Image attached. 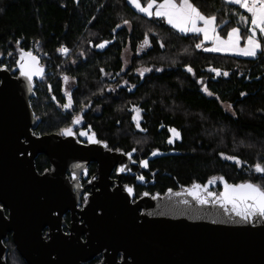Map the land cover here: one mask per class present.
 Segmentation results:
<instances>
[{
	"label": "trees",
	"instance_id": "1",
	"mask_svg": "<svg viewBox=\"0 0 264 264\" xmlns=\"http://www.w3.org/2000/svg\"><path fill=\"white\" fill-rule=\"evenodd\" d=\"M193 3L202 13L215 15L222 31L243 26L239 15L246 13L236 5L224 0ZM145 36L151 48L140 54ZM104 41L108 43L101 52L96 45ZM199 42L194 35L179 34L162 20L134 11L127 0H0L2 61L9 54L17 59L21 50L34 48L43 56L40 65L49 72L37 83L31 100L35 118L41 119L34 133H57L67 126V118L51 105L47 91H58L63 84L74 87L76 113L84 111L86 122L109 148L172 153L151 164L158 171L151 193L205 184L221 176L230 184L264 185V175L254 171L257 163L264 164V52L242 59L196 49ZM62 47L69 51L66 57ZM125 48L132 58L123 72ZM9 60L12 70L15 61ZM139 65L151 71L140 78L133 73ZM209 68L228 76H216ZM121 80L127 86L107 90ZM135 108L144 133L134 129ZM223 156L237 157L242 163L237 166ZM44 162L41 156L35 160L38 173ZM220 190L217 180L212 191ZM4 245L6 264H25L10 238Z\"/></svg>",
	"mask_w": 264,
	"mask_h": 264
},
{
	"label": "water",
	"instance_id": "2",
	"mask_svg": "<svg viewBox=\"0 0 264 264\" xmlns=\"http://www.w3.org/2000/svg\"><path fill=\"white\" fill-rule=\"evenodd\" d=\"M42 79L43 74L29 83L16 64L12 70L0 67V264H6L9 238L25 264H264V218L244 222L217 203L200 205L186 193L175 195L191 186L135 199L132 188L129 194L116 181L111 190L108 181L116 166L118 178L126 174L131 154L104 151V143L81 136L88 145L74 136L36 137L30 101ZM164 155L170 154L149 160ZM38 156L47 158L49 172L38 174ZM90 163L98 165L99 180L79 210V191L72 190ZM67 213L83 224L80 230L72 224L64 235Z\"/></svg>",
	"mask_w": 264,
	"mask_h": 264
},
{
	"label": "snow or ice",
	"instance_id": "3",
	"mask_svg": "<svg viewBox=\"0 0 264 264\" xmlns=\"http://www.w3.org/2000/svg\"><path fill=\"white\" fill-rule=\"evenodd\" d=\"M138 12L149 18H157L166 22L175 31L188 35L192 34L200 39L199 43L195 44L196 49L204 52L230 54L244 57H256L258 52H264V0H225L226 3L238 6L246 15H239V22L244 24L245 32L242 34L239 27H232L227 30L226 34H221L218 31L217 18L215 15H206L193 3V0H127ZM125 24L128 21H124ZM117 27H120L118 24ZM244 41V46L241 47V41ZM108 41H104L96 47L104 48ZM149 43L147 36H145L144 44ZM211 45V46H208ZM163 47V44H161ZM63 54L68 53L67 48H61ZM19 74L32 82L33 77L42 75L43 69L39 65L38 58L31 52L21 50L19 52V59L15 61ZM188 72H192L191 67H187ZM103 71V70H101ZM151 71L145 68L140 70L143 72ZM162 71V69H157ZM209 72H214L216 76H228L227 72H221L217 68H209ZM67 81L68 77H64ZM209 96L213 93L209 91L208 87L202 89ZM67 95V93H66ZM245 93H241V96ZM72 104L71 96H68L67 103L63 105L68 109ZM231 108V105H229ZM138 111V109H134ZM80 117L73 119V124L80 123ZM135 120L136 118L133 117ZM174 137H179V132L176 129H168ZM58 135L65 137L74 136L75 133L71 127H65L60 130ZM80 136H87L90 143H99L94 136H88L85 131L79 132ZM169 144L173 143V139L169 138ZM156 155L157 152H153ZM130 155V154H129ZM223 155V154H222ZM224 159L233 161L237 166L242 162L234 156H223ZM141 166L147 167V161H141ZM124 169H120L123 171ZM254 171L258 174L264 175V164L257 163L254 166ZM140 179H143L141 177ZM217 180L223 184V191L218 194L209 191V185H213ZM129 194L132 189L128 188ZM191 196L194 201L200 205L209 203H217L226 212H230L239 217L244 222H249L253 218H264V185L253 182L228 183L224 177H213L205 184L193 183L190 188H186L184 193L177 192L175 195L182 194ZM171 194V189H169ZM145 196L148 193H144ZM157 197H153L155 199ZM187 203V201H184Z\"/></svg>",
	"mask_w": 264,
	"mask_h": 264
},
{
	"label": "flooded vegetation",
	"instance_id": "4",
	"mask_svg": "<svg viewBox=\"0 0 264 264\" xmlns=\"http://www.w3.org/2000/svg\"><path fill=\"white\" fill-rule=\"evenodd\" d=\"M144 46H145L144 41H142L139 45V48H138L139 52L142 50V48ZM150 48H151V46L149 44H147V50H149ZM0 67H1V65H0ZM12 76L15 77L16 75L12 74ZM36 89H37V84L35 87V91H36ZM73 89H74V87L63 84L60 86L58 91H52L49 88L47 93H48V96L50 98L51 105L54 107V109L56 111H61L62 115L67 118L68 124L65 127H71L73 129V132L75 133V135H74L75 141L81 145H88V142L82 141L80 139V135H79L80 131H85L88 133V136H94V137H96V139L99 142L105 144L104 151H110V152H116V153L122 152L124 155H127V154L132 155L130 160L133 162V165H131L129 167V170L126 171V174H123L122 176H120L118 178V166L114 167L110 171L109 176H108V181L110 183V186H109L110 189L112 190L116 186V181H119V183L121 185H123L125 187L132 188L134 190L135 199H139L140 197H142L144 195V193H148V195H150L151 197H154L156 195H163L166 191H168V190H166L163 194L159 193L157 190L154 191L153 193H151V188H154L156 185L157 172H158L154 167H151V164L156 159L167 157V155L160 156V157L154 158L152 160H149L150 156L153 155L152 153L155 150L150 149L148 151H145V150L139 151L137 149H132L129 151H119V150H113V149L109 148L105 142H103L98 136H96L95 132L92 130V126L86 122V120L84 119L85 113L83 110L80 113H76L74 106H73V102L68 109H65L63 107V105L65 103H67L68 96H71V98H72ZM66 93H67V95H66ZM30 105H31V101H30ZM135 115L137 116V118L135 120L132 118V123L134 124V129L136 131H141L142 133H144L145 130H143L141 127L142 121L140 120V117H141L140 112L134 110L133 117ZM76 117L81 118L79 124H73L72 123L73 119ZM37 120H38V124H39L41 122V119H37ZM60 130L61 129H59V131L57 133H48V134H39V135L34 133V135L36 137H41V136L49 135V134L58 135ZM81 137L84 139H88L87 136H81ZM166 149H167V144H166L165 150ZM155 152H157V154L158 153L167 154V153H163L160 151H155ZM168 154H172V153H168ZM38 157H40V156H38ZM41 157L44 158L46 162H44L43 170L41 172H39L38 174H44V173H47L50 171V165H49L47 158L45 156H41ZM141 161H147V167L141 166V163H140ZM66 176L69 180V183H72L73 179L71 177L70 170L66 171ZM141 177H143V179H140ZM98 180H99L98 165L96 163H90L87 166L86 171L81 172L78 175V177H77V189L74 188L72 191H73V193H75L76 191H79L78 206H77V208L79 210L82 209V206L85 203L88 195L91 194L92 185L96 184L98 182ZM95 190H98V189L95 188ZM5 215L7 216L6 211H5ZM71 218L72 217H71L70 213H67L62 217L63 225L61 227V230H62V233L64 235H69L68 230L71 228L72 224L74 225V227L76 229H78V230L81 229V225L83 224V221L80 220V217L76 214L75 220H72ZM48 233H49L48 229H45L43 231L44 236H47ZM83 240H84V237H83ZM94 261L95 262L92 261V263L90 262L88 264H99V262H100L99 260H94Z\"/></svg>",
	"mask_w": 264,
	"mask_h": 264
},
{
	"label": "rangeland",
	"instance_id": "5",
	"mask_svg": "<svg viewBox=\"0 0 264 264\" xmlns=\"http://www.w3.org/2000/svg\"><path fill=\"white\" fill-rule=\"evenodd\" d=\"M130 5V4H129ZM131 6V8L134 10V11H136V12H138L134 7H132V5H130ZM138 13H140V12H138ZM141 15H143L142 13H140ZM145 16V15H144ZM147 17V16H146ZM147 18H149V17H147ZM150 19H153V20H155V19H157V18H155V17H153V18H150ZM157 20H161V19H157ZM163 21V20H162ZM164 22V21H163ZM166 25H168L166 22H164ZM240 24V23H239ZM238 24V25H239ZM126 26H127V24H126ZM169 26V25H168ZM218 26V25H217ZM170 27V26H169ZM232 27H238L237 25L236 26H231V27H229L227 30H229L230 28H232ZM245 25L243 24V26L241 27V33L243 34L244 32H245ZM171 28V27H170ZM174 30V29H173ZM227 30L226 31H222L221 30V27H219L218 26V31L223 35V34H226V32H227ZM175 31V30H174ZM242 31H244V32H242ZM175 32H177V31H175ZM179 33V32H178ZM179 34H181V33H179ZM182 35H184V34H182ZM188 35H192V34H188ZM261 39H264V38H261ZM149 44V43H148ZM208 46H211V45H208ZM244 46V41L242 40L241 41V47H243ZM143 51V52H142ZM148 50H147V45H145L143 48H142V50L140 51V54H145L146 52H147ZM68 53H69V51H68ZM68 53L67 54H63V57H66L67 55H68ZM218 54H221V53H218ZM223 55H228V56H233V57H237V58H242V59H253L254 57H244V56H237V55H230V54H223ZM131 58H132V56H131V53H130V51L128 50V48H125L123 51H122V54H121V59H122V62H123V68H122V71L124 72L125 70H127L128 69V67H129V65H130V61H131ZM0 64H1V62H0ZM44 66V65H43ZM45 67V66H44ZM142 69H145V67L144 66H141V65H139V67H137L135 70H134V74L135 75H137V76H139L140 78H142L148 71H146V72H143V75H141L140 74V70H142ZM125 86H127V82L124 80V81H120V83L119 84H117L116 86H112V85H108L107 86V90L108 91H114L115 89H117L118 87L120 88V87H125ZM135 118H137V116L135 115L134 116ZM13 246V245H12ZM10 259H11V261H12V263H16V258L13 256V255H10Z\"/></svg>",
	"mask_w": 264,
	"mask_h": 264
},
{
	"label": "built area",
	"instance_id": "6",
	"mask_svg": "<svg viewBox=\"0 0 264 264\" xmlns=\"http://www.w3.org/2000/svg\"><path fill=\"white\" fill-rule=\"evenodd\" d=\"M62 48H65V47H62ZM24 50V49H23ZM25 52H31L33 55H35L37 58H38V61H39V63L41 64V61H42V59H43V56L41 55V54H39V53H37L36 51H35V49L34 48H30V49H27V50H24ZM10 58H12V60L13 61H16L17 59H16V57H14V56H11V54H9V55H7L5 58H4V60L2 61V59H1V67L2 68H5V69H7V70H9L10 69V67H11V64H10ZM16 64V63H15ZM44 68V70H43V76L45 75H49V72L47 71V68H45V67H43Z\"/></svg>",
	"mask_w": 264,
	"mask_h": 264
},
{
	"label": "crops",
	"instance_id": "7",
	"mask_svg": "<svg viewBox=\"0 0 264 264\" xmlns=\"http://www.w3.org/2000/svg\"><path fill=\"white\" fill-rule=\"evenodd\" d=\"M225 1V0H224Z\"/></svg>",
	"mask_w": 264,
	"mask_h": 264
}]
</instances>
